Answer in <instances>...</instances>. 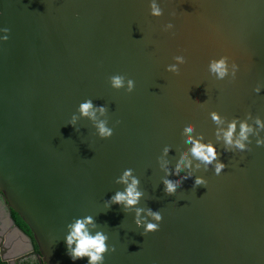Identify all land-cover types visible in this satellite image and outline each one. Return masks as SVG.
<instances>
[{"label": "water", "instance_id": "water-1", "mask_svg": "<svg viewBox=\"0 0 264 264\" xmlns=\"http://www.w3.org/2000/svg\"><path fill=\"white\" fill-rule=\"evenodd\" d=\"M157 2L159 18L148 0H0V27L9 29L0 42V190L46 264H86L64 244L66 226L84 215L115 247L104 264H264V146L250 137L251 151L224 152L208 116L264 120V0ZM168 22L173 30L161 31ZM179 54V73L166 72ZM222 55L239 66L235 79L208 74ZM115 74L134 80L131 93L109 87ZM85 99L106 107L98 118L111 137L100 139L76 112ZM185 122L217 143L226 168L218 176L211 165L193 168L167 194L161 164L174 167L189 147ZM126 168L144 193L137 207L163 212L143 236L134 209L104 208ZM196 176L207 184L194 187Z\"/></svg>", "mask_w": 264, "mask_h": 264}, {"label": "clouds", "instance_id": "clouds-1", "mask_svg": "<svg viewBox=\"0 0 264 264\" xmlns=\"http://www.w3.org/2000/svg\"><path fill=\"white\" fill-rule=\"evenodd\" d=\"M148 15L153 18H159L163 15L161 4L157 0H148ZM174 16L175 13H169ZM174 28L173 23H165L161 31L171 32ZM9 29L0 27V42L8 39ZM172 63L165 67V71L178 74L179 66L185 63L183 54L172 57ZM239 66L234 61L229 63L227 56H220L208 61L207 71L210 76H214L217 81L224 80L226 77L235 79ZM109 87L113 90L123 89L126 93H131L135 87V82L131 78H126L124 75L115 74L108 77ZM253 91L257 94L261 89L255 87ZM76 112L81 118H87L93 122L96 130V135L100 139L111 137L113 128L109 127L103 117L106 112L104 105L94 106L91 99H85L76 107ZM208 116L215 125L214 138L215 141L223 143L224 152H244L251 151L250 145L252 139L257 147L264 146V120L259 116L246 114L243 119L234 117L226 120L217 111H209ZM77 117L73 115L67 125L75 124ZM251 121V122H250ZM118 124L119 121H116ZM184 134V142L189 145L185 150L179 153L174 167L168 168V161H162L161 166L165 169L166 175L162 178L164 185L163 191L167 194L175 193L177 188L181 186L183 180L192 177V169L200 168L201 165L207 170L208 166H212L214 175H220L226 168V164L219 159L217 143L211 140H205L202 133L195 131V126L191 122H185L182 128ZM169 152V146L165 145L162 149L164 156ZM193 161L196 163L194 164ZM183 170H187L184 175H180ZM173 173L176 175L173 176ZM114 183L123 185L122 191H116L108 200L104 202V208L110 209L112 205L122 207L123 210L134 209L133 222L137 228H141L142 236L157 230L160 227V222L163 219V212L160 208H141L137 207L144 193L139 189L140 181L133 174L131 168L124 169L119 176L114 180ZM207 181L203 176H196L193 179V186H205ZM143 213V215H142ZM67 231L64 235V244L66 255L72 260H80L86 258V264H104V254L106 252L115 251L114 246L107 244L108 236L99 230L95 229V220L92 215H84L76 217L70 224L66 226ZM152 264H159L158 260H153Z\"/></svg>", "mask_w": 264, "mask_h": 264}, {"label": "flooded vegetation", "instance_id": "flooded-vegetation-1", "mask_svg": "<svg viewBox=\"0 0 264 264\" xmlns=\"http://www.w3.org/2000/svg\"><path fill=\"white\" fill-rule=\"evenodd\" d=\"M0 264H46L30 229L0 190Z\"/></svg>", "mask_w": 264, "mask_h": 264}]
</instances>
